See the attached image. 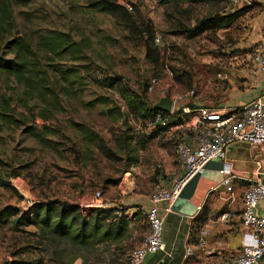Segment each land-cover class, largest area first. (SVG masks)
I'll use <instances>...</instances> for the list:
<instances>
[{"label":"rangeland","instance_id":"374dc122","mask_svg":"<svg viewBox=\"0 0 264 264\" xmlns=\"http://www.w3.org/2000/svg\"><path fill=\"white\" fill-rule=\"evenodd\" d=\"M123 1L117 3L123 6ZM133 2L134 10L127 11L141 14L161 39L155 42L160 54L157 66L146 56L137 33L125 29L118 17L91 8V0L15 4L13 33L0 40V57L8 58L12 57L9 43L17 37L33 39L37 44L40 36L49 32L68 33L83 47L81 60L73 61L68 56L60 63L62 69L74 70L68 81L54 71L57 59L37 52L39 68L48 71V88L44 91L49 97H42L36 88L41 74L33 91L14 77L2 76L0 210L11 206L23 214L35 203L53 200L85 205L96 192L116 207L135 199L139 203L131 208L139 211L134 214L131 238L124 241L123 251L111 264L127 263L129 254L143 241L148 224L141 210L145 212L154 187L162 184L159 176L170 177L158 161L159 148L165 143L161 147L154 140L139 154V164L130 165L124 151L128 137L150 133L146 123L161 97L185 96L193 88L199 96L201 86L210 78L226 74L232 56L244 52L237 47L254 17L244 16L228 30L189 38L177 31L191 29L200 20L230 13L236 7L228 1L210 5ZM174 75H189L193 87L188 88V81L178 84ZM154 79L159 84L150 90ZM30 129L40 138L31 136ZM159 136L168 143L166 135ZM132 147L137 150V145ZM117 180L118 185L112 184ZM133 213L129 211L132 218ZM52 251L35 227L15 230L11 224H0V264L39 259L44 264H65L74 258L64 254L56 260ZM94 263L91 260L90 264ZM71 264L85 262L78 258Z\"/></svg>","mask_w":264,"mask_h":264},{"label":"trees","instance_id":"16d2710c","mask_svg":"<svg viewBox=\"0 0 264 264\" xmlns=\"http://www.w3.org/2000/svg\"><path fill=\"white\" fill-rule=\"evenodd\" d=\"M33 0H0V40L5 36L11 35L14 30L13 6L15 4L26 5ZM227 0H160L161 5L170 3H188L189 5H210L220 4ZM90 7L96 11L106 13L121 20V25L131 31L136 32L137 36L143 41L146 56L150 58L155 66L160 63V54L155 46L156 31L153 25L146 21L139 13H130L123 6L117 3V0H91ZM255 6H247L241 9L235 8L230 13L210 16L198 21L191 29L185 28L177 31L178 34L187 35L189 38H195L209 32H218L228 30L242 17L251 13ZM12 57H0V80L2 76H10L17 79L25 85L30 91L35 90L34 84L39 74L40 83L36 88L40 89L42 97H49L45 93L48 87L45 82L48 79V71L39 68L40 60L37 52H43L51 55L52 60L59 61L54 68L62 78L68 81L74 74V70H64L60 66L61 61L70 57L73 61H79L82 57L81 42L75 41L72 36L65 32H49L40 36L37 44L33 39L17 37L10 43ZM37 45V46H35ZM85 47V45H84ZM174 80L178 84L188 81V88L193 87V79L189 75H174ZM159 114L167 113L153 109V115L146 123H154ZM156 127H160L157 125ZM150 129V128H149ZM163 129H152L148 135H142L137 138L136 135H130L127 139V146L124 151L127 152L130 165H137L140 162L139 154L148 148V144L156 139ZM30 135L36 139L40 134L36 130L30 129ZM137 145V150L132 147ZM119 181L112 184L118 185ZM128 207H109L105 209L83 210L79 204H70L62 201H47L35 203L32 209L21 214L17 208L8 206L0 210V224L13 225L15 230H22L27 227H35L42 236L46 246L53 248L55 259H59L64 254L73 256L75 259H83L85 264H111L123 251L124 241L131 238V227L133 218L129 216ZM139 211V210H138ZM142 211V210H141ZM137 212V211H136ZM120 213V215H119ZM72 260V261H73ZM69 261L65 264H71ZM12 264H44L43 259L36 261H16ZM126 264V262H125Z\"/></svg>","mask_w":264,"mask_h":264},{"label":"crops","instance_id":"0c3cea01","mask_svg":"<svg viewBox=\"0 0 264 264\" xmlns=\"http://www.w3.org/2000/svg\"><path fill=\"white\" fill-rule=\"evenodd\" d=\"M254 6V10L247 14L254 16L250 27L237 47L244 52L238 51L230 59L231 68L226 72L229 79H223V74L216 75L217 79L210 78L208 84L201 86L202 94L194 99L195 107L235 109L256 99L264 101V76L255 73L251 63L255 51L264 52V0H257ZM161 134L169 138L167 131ZM154 140L161 147L166 144L159 148L158 161L170 177L160 175L159 180L170 187L173 178L182 174L183 170L175 160L169 139L168 143L160 136ZM226 162L232 165V172L238 177L234 187L235 200H226L228 194L220 172L225 162H210L204 173L194 177L184 188L172 207V213L167 216L163 231L165 251L148 256L143 264H216L239 255L243 245L249 241L242 224V199L252 181L259 180L264 185V144H234L227 148ZM138 203L132 199L125 205L130 208L129 211H134L132 216L138 210L131 207ZM145 212L142 210L144 215ZM256 213L264 216V198ZM188 250L192 254L188 255ZM259 264H264V257Z\"/></svg>","mask_w":264,"mask_h":264},{"label":"built area","instance_id":"2783aa9c","mask_svg":"<svg viewBox=\"0 0 264 264\" xmlns=\"http://www.w3.org/2000/svg\"><path fill=\"white\" fill-rule=\"evenodd\" d=\"M227 1L237 9L253 6L257 2ZM122 5L130 12L134 10L133 0H124ZM160 41V37L156 36L155 42ZM251 63L253 71L264 76V52L255 51ZM222 78L229 79V75L226 73ZM158 84L159 80L154 79L150 90ZM195 98L194 88L185 96L174 97L172 111L166 112V115L159 114L155 122L149 124L150 129H163V132H168L175 160L183 172L173 179L170 187L160 183L154 187L145 212L147 233L140 245L129 254L126 264H143L148 256L165 251L163 231L167 216L172 213V207L184 188L194 177L202 175L210 162H225L220 172L224 176L223 185L228 194L226 200L234 201V187L238 177L232 172V165L226 162L227 148L237 143L253 146L264 144L263 100L256 99L235 109H218L190 105L194 103ZM185 100L188 105H184ZM157 125L160 127H156ZM263 198L264 185L259 180L252 181L243 195L241 215L249 241L243 245L237 257L216 264H259L264 257V216L256 213V208ZM109 206L101 192H96L90 202L80 205L85 211L105 209ZM190 254L192 252L188 250V255Z\"/></svg>","mask_w":264,"mask_h":264},{"label":"water","instance_id":"95a60500","mask_svg":"<svg viewBox=\"0 0 264 264\" xmlns=\"http://www.w3.org/2000/svg\"><path fill=\"white\" fill-rule=\"evenodd\" d=\"M174 107V101L170 97H165L160 99V101L155 105V108L162 110L164 112H171Z\"/></svg>","mask_w":264,"mask_h":264}]
</instances>
